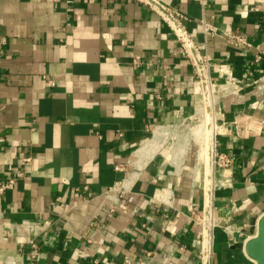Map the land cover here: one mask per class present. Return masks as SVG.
<instances>
[{"label":"crops","instance_id":"1","mask_svg":"<svg viewBox=\"0 0 264 264\" xmlns=\"http://www.w3.org/2000/svg\"><path fill=\"white\" fill-rule=\"evenodd\" d=\"M160 1L183 16L188 55L136 0H0V186L13 180L0 264H135L144 251V264H254L241 245L264 212V0ZM201 80L216 96L208 177L175 130Z\"/></svg>","mask_w":264,"mask_h":264},{"label":"built area","instance_id":"2","mask_svg":"<svg viewBox=\"0 0 264 264\" xmlns=\"http://www.w3.org/2000/svg\"><path fill=\"white\" fill-rule=\"evenodd\" d=\"M140 3H144L146 5H148L151 9H153L154 11H156L160 17L169 25L172 33L175 35L176 39L178 40V42L180 43L183 52L188 55V43H189V37L186 34V31L183 27V25L181 24V18H183V16L176 11L175 9H172L166 5H164L163 3H161L160 0H136ZM202 9H204L206 7V5L208 4L209 0H194ZM202 28H203V32L204 33H208L210 30V27L208 24L202 22ZM225 38L226 41L230 44L233 45L237 48H242V49H250L252 47L251 43L247 41V39L245 38V36L237 34V33H225ZM5 44V39L3 37H0V55H1V51H2V47ZM262 58H264V49H257L255 54H254V61L258 62L260 61ZM208 57L204 56L202 58L203 62H207ZM45 78V77H44ZM47 84H52L51 81H46ZM25 162L29 161V158L24 159ZM229 163V161L227 159H225V157H220V161H219V165H223V166H227ZM117 170H120V167H116ZM13 183V180H10L7 184L5 185H1L0 186V192L3 191L4 189L8 188L11 184ZM116 192H121L124 187L122 184H119L116 188H115ZM84 191H87V187L85 186L83 188ZM91 197V195L88 193L86 196V199H89ZM59 200V199H57ZM199 223L202 224L203 222L205 224H212L213 223V219L210 218V221L206 220V218L202 215L199 219H198ZM215 222V221H214ZM217 224L221 225L223 227V229L227 232V233H231V230L229 228L228 225L225 224V220H219L216 222ZM31 247H32V254H36L37 253V248L36 245L34 243L31 242ZM150 255L151 253L148 251H144L143 252V257H141V259H139L138 261L135 262V264H144L145 261H147L148 259H150ZM132 257H124L122 264H132Z\"/></svg>","mask_w":264,"mask_h":264},{"label":"bare ground","instance_id":"3","mask_svg":"<svg viewBox=\"0 0 264 264\" xmlns=\"http://www.w3.org/2000/svg\"><path fill=\"white\" fill-rule=\"evenodd\" d=\"M188 46H190V45H188ZM198 70L200 71V69H198ZM199 74H200V72H199ZM204 78H205V76H204ZM204 81L201 80V82H204ZM208 82L209 81H207V84L204 82L203 84L201 83L200 86L199 85L197 86L198 88H197L196 92L201 97V99L206 101V103L204 101L203 102L205 104H203L202 102L197 103V107L195 110H196V114H198V116L200 117L199 118L200 122L198 125H196L193 128V131H192L194 134L195 142L198 146V160L202 161L205 164V166H206V172L205 173H206L207 177L210 176V174H211L210 151H212L211 150V148H212L211 147L212 146V136H213L212 134H213V126L215 125L214 124V116H213V106H215L214 101L216 100V96H215L213 90L211 89V87L209 86ZM177 140H178L177 141L178 144L181 143L182 147L187 142L184 139L180 140L177 138ZM182 141H184L185 143L182 144ZM157 143L158 142H155L154 140H150L147 145H145L144 147H142L141 149L138 150L137 154L139 157V159H138L139 161L135 165L138 168V170L142 166H144L145 161H147V159H149L150 156H152V154L154 152H156V150L159 147V144H157ZM173 153L175 156L176 151H173ZM128 177H129L128 180L127 181L125 180V182H123L124 184H122L124 188H128L129 184H131V182L135 178V174H130Z\"/></svg>","mask_w":264,"mask_h":264},{"label":"water","instance_id":"4","mask_svg":"<svg viewBox=\"0 0 264 264\" xmlns=\"http://www.w3.org/2000/svg\"><path fill=\"white\" fill-rule=\"evenodd\" d=\"M241 246L254 264H264V212L257 220L255 234Z\"/></svg>","mask_w":264,"mask_h":264},{"label":"rangeland","instance_id":"5","mask_svg":"<svg viewBox=\"0 0 264 264\" xmlns=\"http://www.w3.org/2000/svg\"><path fill=\"white\" fill-rule=\"evenodd\" d=\"M214 92V91H213ZM199 99H200V101L199 102H202L203 104H205L206 103V101L205 100H203V99H201V97L199 96ZM205 103H204V102ZM208 104V103H207ZM206 104V105H207ZM200 117L198 116V114H196V112H195V114H194V116L191 118V119H188V120H186V121H184V122H182L180 125H178V126H176L175 127V130L178 132V134L180 135V137H178V139H180V140H189V142H190V144H191V146L193 147V150H194V152L196 151L197 152V150H198V146H197V144H196V142H195V139H194V134H193V128L196 126V125H198L199 124V122H200V119H199ZM191 132V133H190ZM162 133H163V131L162 130H156V132H155V136H154V138L152 139V140H154L155 142H157V140L160 138V136L162 135ZM178 143V142H177ZM183 143H185L184 141H183ZM182 143V144H183ZM158 144V143H157ZM178 146L180 145L181 146V143L180 144H177ZM179 148V147H178ZM175 151H178L177 149H175ZM178 153H179V151H178ZM178 153H177V155H178ZM176 155V156H177ZM195 156H196V153H195Z\"/></svg>","mask_w":264,"mask_h":264}]
</instances>
